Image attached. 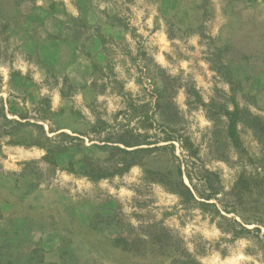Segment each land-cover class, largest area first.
Returning <instances> with one entry per match:
<instances>
[{"label":"rangeland","instance_id":"obj_1","mask_svg":"<svg viewBox=\"0 0 264 264\" xmlns=\"http://www.w3.org/2000/svg\"><path fill=\"white\" fill-rule=\"evenodd\" d=\"M0 264H264V0H0Z\"/></svg>","mask_w":264,"mask_h":264},{"label":"trees","instance_id":"obj_2","mask_svg":"<svg viewBox=\"0 0 264 264\" xmlns=\"http://www.w3.org/2000/svg\"><path fill=\"white\" fill-rule=\"evenodd\" d=\"M157 233H159V238L157 239L158 245L160 246V248H163L165 246L169 245V235L167 234L168 232H166V230H163L161 228H159L157 231Z\"/></svg>","mask_w":264,"mask_h":264}]
</instances>
